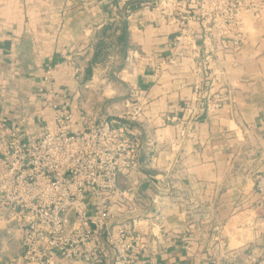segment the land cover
<instances>
[{
	"label": "crops",
	"instance_id": "obj_1",
	"mask_svg": "<svg viewBox=\"0 0 264 264\" xmlns=\"http://www.w3.org/2000/svg\"><path fill=\"white\" fill-rule=\"evenodd\" d=\"M85 3L0 0V123L18 136L33 135L51 126L56 103L72 114V129H83L90 109L110 115L109 103L120 111L138 97L143 113L129 122L139 144L138 169L117 179L119 190L134 199H110L114 223L126 225L134 238L130 264H211L198 255L213 250L232 259L222 264L235 263L251 242L264 254V196L238 213V203L217 198L218 174L233 172V157L243 154L264 171V12L242 14L243 40L235 44L232 34L203 42L196 0ZM173 3L175 13L191 17L195 34L179 57L170 48L177 30L170 20ZM47 69L56 99L40 91ZM212 102L220 107L210 112ZM250 166L248 173L259 172ZM180 188L207 190L206 197L191 199L192 211L180 210ZM224 236L228 241L219 242ZM188 240L191 251L184 246ZM97 244L101 264H113L101 237ZM21 253L0 230V264H16Z\"/></svg>",
	"mask_w": 264,
	"mask_h": 264
},
{
	"label": "built area",
	"instance_id": "obj_2",
	"mask_svg": "<svg viewBox=\"0 0 264 264\" xmlns=\"http://www.w3.org/2000/svg\"><path fill=\"white\" fill-rule=\"evenodd\" d=\"M203 42L232 34L235 44L243 40L241 16L264 12V3L253 0H196ZM170 20L177 27L170 48L176 57L194 43L191 17L175 13ZM163 63H161L162 65ZM52 69L43 76L40 89L56 99L50 83ZM219 102L207 105L215 111ZM51 126L33 135L18 136L0 123V230L16 241L22 253L16 264H60L64 260L101 264L95 255L97 240L112 255L113 264H129L132 251L129 229L115 224L110 199L133 202L134 194L120 191L118 176L138 169V142L129 132V122L144 110L140 98L125 101L117 115L89 114L83 129H72L73 117L51 103ZM109 116H113L110 118ZM172 120L175 117L171 118ZM264 194V174L256 181ZM88 203L92 208H88ZM264 264V261L261 262Z\"/></svg>",
	"mask_w": 264,
	"mask_h": 264
},
{
	"label": "rangeland",
	"instance_id": "obj_3",
	"mask_svg": "<svg viewBox=\"0 0 264 264\" xmlns=\"http://www.w3.org/2000/svg\"><path fill=\"white\" fill-rule=\"evenodd\" d=\"M86 1L87 0H72V3L75 6H81ZM88 1L92 3L95 0H88ZM112 104H115V103H109L108 104V107L110 109V115H114V114L117 115V114H120L122 111H124V109L120 110V111L113 110ZM89 112H90V114L91 113L98 114V112L96 110H93V109H90ZM98 115H100V114H98ZM109 117L113 118V116H109ZM249 145L251 146V143ZM227 160H229V159L227 158ZM230 160H231V162H233V165H234L233 166V172L232 173H229V172L225 173V172H223L224 170H222V173L218 174V182L222 183V188L220 190H217V198L219 201L222 199V200H229V201H234L235 203H238V206H235L234 207L235 209H233V212L235 211V213L236 212L238 213L242 210L240 208H243V206H246L247 204L250 205V206H248V209L255 207L256 206V196H259V198L261 196H264V194H260L256 190V187H255L258 176L260 174H264V171L262 169L261 164L255 163V166H253L252 162L250 161L251 159L243 157V154H241L240 156H237V157H233ZM250 164L252 165V166H250L251 168H256L257 170H259V172H257V173L249 172L248 173V169H246V167H248V165H250ZM257 165H258V167H256ZM219 169H222V168H219ZM184 177H186V175L181 173L180 174V182L184 181L183 180ZM206 192H207V190L204 192L202 190H198V191H195V190L187 191L186 190L185 191V190L180 188V210L184 209L186 211H189V210L192 211L193 210V208H192L193 204H192V202H190V200L191 199L200 200V198H205ZM231 234H232V237L235 236L234 240L231 242V245H236L237 239H238L237 238L238 235L236 234V230H233V233H231ZM243 236L248 241L254 239L252 234L248 235L246 233H243L242 235H240V237H243ZM232 237H230V238H232ZM181 238H180V243H182ZM186 238H188V237H186ZM133 239H131V243L133 242ZM200 240H201V237H199V235H197L195 238V241H196L198 246L203 245V243H199ZM218 241L219 242L220 241L225 242V241H228V238H226L224 236V237H222V239L218 238ZM218 241H217V244H213L214 249L216 248V246H218V243H219ZM187 242L190 244L184 243V246H189V249L191 251L190 246L192 245L193 241L188 240ZM205 245H208V242H206ZM249 245L250 246L248 247V251H245L244 253L237 255V258H236L237 261L235 263L227 262V264H240L242 261L247 262L248 264H261V262L264 261V254L255 253L256 248H257L256 242H251ZM213 251L214 252H212L210 254L199 253L198 258L203 259V260L207 259L206 261H209L211 264H222V262L225 261L226 259L232 260L229 258L230 256H228V254H226V253L221 254L220 252H216L215 250H213ZM193 257H195V254L193 255Z\"/></svg>",
	"mask_w": 264,
	"mask_h": 264
}]
</instances>
